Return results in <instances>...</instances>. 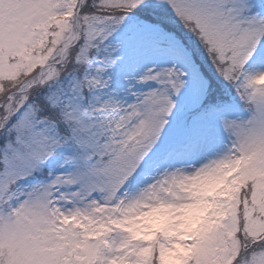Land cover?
<instances>
[{"label":"snow or ice","instance_id":"snow-or-ice-1","mask_svg":"<svg viewBox=\"0 0 264 264\" xmlns=\"http://www.w3.org/2000/svg\"><path fill=\"white\" fill-rule=\"evenodd\" d=\"M0 264H264V0H0Z\"/></svg>","mask_w":264,"mask_h":264}]
</instances>
